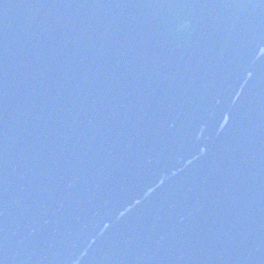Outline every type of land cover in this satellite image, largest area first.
I'll use <instances>...</instances> for the list:
<instances>
[{"label":"water","instance_id":"water-1","mask_svg":"<svg viewBox=\"0 0 264 264\" xmlns=\"http://www.w3.org/2000/svg\"><path fill=\"white\" fill-rule=\"evenodd\" d=\"M0 264H264V0H0Z\"/></svg>","mask_w":264,"mask_h":264}]
</instances>
